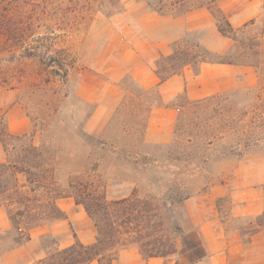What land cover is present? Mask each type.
Returning a JSON list of instances; mask_svg holds the SVG:
<instances>
[{"label": "rangeland", "instance_id": "1", "mask_svg": "<svg viewBox=\"0 0 264 264\" xmlns=\"http://www.w3.org/2000/svg\"><path fill=\"white\" fill-rule=\"evenodd\" d=\"M178 1L0 0V129L24 119L28 131L15 135H26L27 158L42 176L33 180L47 185L51 177L59 186L29 192L34 184L18 175L21 191L44 214L54 200L74 201L79 183L101 188L107 204L120 201L105 216L107 224L111 215L122 222L114 258L128 247L183 264L204 256L201 222L216 214L244 226L246 218L231 213L246 210L253 196L247 166L264 162V0L243 25L232 15L247 0ZM213 4L214 16L201 7ZM221 15L235 30L247 26L240 43L218 33ZM140 36L148 37L145 49ZM132 46L154 54L160 82L198 72L202 58L232 62L235 74L221 92L195 99L191 91L164 104L135 79V55L125 57ZM18 144L0 136V156L2 146ZM217 186L227 195L213 199ZM71 214L66 236L96 238L81 205ZM258 221L264 224V211ZM18 241L10 227L0 234V253ZM55 243L52 233L41 238L47 257L62 249Z\"/></svg>", "mask_w": 264, "mask_h": 264}, {"label": "crops", "instance_id": "2", "mask_svg": "<svg viewBox=\"0 0 264 264\" xmlns=\"http://www.w3.org/2000/svg\"><path fill=\"white\" fill-rule=\"evenodd\" d=\"M257 0H247L243 8L232 15L237 25H243L257 18L256 13ZM148 37L140 36L138 46L144 47ZM133 49V46H132ZM135 55L133 68L135 69V79L145 91L157 90L161 95L164 104L173 103L181 96H190L191 91L195 95L193 98H203L205 96L221 92L225 89L227 82L235 74V66L230 64L218 63L211 64L202 62L196 73L184 70L180 75H175L166 81L160 82L153 72L151 65L154 54H147L139 48H134L130 54H126L128 61H132ZM123 68L129 67V62L125 60ZM115 101H113L114 103ZM20 124L24 126H9L11 134L25 133L28 131V125L24 119ZM1 160V156H0ZM252 167L247 175L246 183L251 195L250 204H247L246 210L233 211L232 217L235 219L246 218L243 224H237L228 220L222 222L217 215L205 217L200 225V232L204 239L205 255L194 261H188L184 264H264V224L258 221L263 215L264 198L258 194L264 193V162L249 164ZM227 193L225 186H217L211 189V197L218 199L224 197ZM57 201V207L65 214L66 218L55 223L52 227L40 226L30 232V239L26 243L0 253V264H36L46 256L45 248L41 247L40 240L47 233H52L59 248H65L74 243L76 236L71 233L66 236L69 228V221H73L71 210L78 208L74 201L70 203ZM242 225V226H241ZM68 226V227H67ZM10 230V223L7 213L3 207H0V234H5ZM80 238V237H79ZM83 244H91L95 241L94 237L83 240ZM89 264H98L93 261ZM110 264H183L177 263L174 258L148 257L143 258L139 252L132 247L120 249Z\"/></svg>", "mask_w": 264, "mask_h": 264}, {"label": "trees", "instance_id": "3", "mask_svg": "<svg viewBox=\"0 0 264 264\" xmlns=\"http://www.w3.org/2000/svg\"><path fill=\"white\" fill-rule=\"evenodd\" d=\"M182 1L183 0H179L175 4L181 3ZM213 1H211L210 4H212ZM212 6H214V4L201 7H205L214 16ZM221 21L223 23H221ZM245 27L247 26L235 30L228 20L221 15L217 24V31L221 36L230 38L235 43H240L239 36L244 34ZM200 62L215 63L210 62L206 58H202ZM216 63L233 64L232 62ZM160 80L163 82L165 79L161 78ZM0 136L19 143L18 146H13L11 149L8 145L2 146L0 160V207H3L7 213L11 230L15 231V235L19 239L16 245L19 246L23 242L29 241L31 230L42 226L39 222L52 218L61 221L65 219V217L63 212L56 206L55 200L52 202L49 214L39 213L36 207L32 205V201L28 196L29 194L21 191V188L26 185H19L18 175L25 176V182L29 185L34 184L33 187L29 186V192H36L38 188H43L46 189L49 194L53 190V187H59L51 177L47 185L38 180H33V178H41L42 176L41 174L38 176V173L32 170H37L38 166L32 165L31 161L27 158V150L22 143L26 135H13L5 125L0 129ZM30 149L34 152L38 151L35 146L30 147ZM13 150L14 153L12 152ZM78 185L81 188H79V191L75 194L74 201L77 205H81L88 217L94 221V226L96 228L95 241L91 244H83L75 240L74 243L68 247L62 249L57 248L53 254L39 260L37 264H89L93 261H97L98 264H110L114 258V249L123 245L120 243V236L122 235L120 232L122 223L120 219L111 215L110 217L113 218L111 223H105V216L107 215L106 212L109 207H119L121 202L116 201L107 204L104 191H101V188L96 187L93 190H88L89 186L82 185L81 183ZM69 187L75 188L74 184H70ZM90 188H92V186H90ZM94 194H98V198L94 199L91 196ZM60 197L61 196H57L56 198ZM21 222L24 224L22 227L19 226ZM46 249L47 247L45 250ZM147 257H154V255H148Z\"/></svg>", "mask_w": 264, "mask_h": 264}]
</instances>
